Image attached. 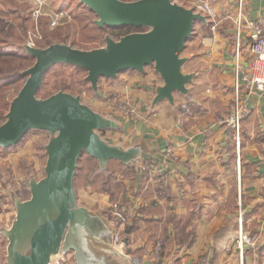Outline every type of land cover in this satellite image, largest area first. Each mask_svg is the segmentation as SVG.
Instances as JSON below:
<instances>
[{"label": "crops", "instance_id": "obj_1", "mask_svg": "<svg viewBox=\"0 0 264 264\" xmlns=\"http://www.w3.org/2000/svg\"><path fill=\"white\" fill-rule=\"evenodd\" d=\"M197 1L189 0L187 6L194 7ZM211 4L217 26L211 27L214 20L204 12L206 20L195 23L182 52L187 57L183 70L195 75L187 93H174V103L154 104L156 87L163 80L153 65L143 72H122L105 85L106 91L133 96L134 114L114 115L120 123L116 137L103 136L126 147L144 141L149 150L134 164L113 159L121 165L114 173L121 184L115 196L84 181L82 195L87 201H78L103 212L113 228L111 203L124 207L122 241L114 244L128 256L125 264H263L264 91L244 84L247 110L237 139L228 116L237 60L247 68L252 55L250 29L237 27L239 0ZM243 13L250 19L263 17L264 0H243ZM105 104L110 108L112 98ZM36 137L20 147H0V226L9 227L11 214L16 213L9 197L15 168L19 177L30 162L27 183L31 174L43 176L47 156L44 162L42 151L33 149ZM240 229L253 237L243 252L236 243ZM4 260L5 256L0 264Z\"/></svg>", "mask_w": 264, "mask_h": 264}, {"label": "water", "instance_id": "obj_2", "mask_svg": "<svg viewBox=\"0 0 264 264\" xmlns=\"http://www.w3.org/2000/svg\"><path fill=\"white\" fill-rule=\"evenodd\" d=\"M80 2L95 13L99 27L138 29L119 37L107 33L105 43L92 48L64 41L24 44L34 63L22 71L25 81L0 123V147L18 145L33 129L47 131L49 139L44 144V175H30V196L22 198L9 189L16 213L9 227L0 226V234L8 239L4 264H51L70 252L76 264H125L128 258L115 246L114 228L104 213L79 203L75 177L84 153L97 159L100 170H107L112 159L134 164L148 146L144 141L126 147L107 140L101 131L120 128L119 121L85 103L80 94L59 89L39 96L50 68L56 64L83 68L85 80L97 90L102 77L116 78L127 70L143 72L153 65L163 80L156 87L154 104L174 103V93H187L195 75L183 70L187 57L182 52L195 23L206 20L202 12L177 0Z\"/></svg>", "mask_w": 264, "mask_h": 264}, {"label": "rangeland", "instance_id": "obj_3", "mask_svg": "<svg viewBox=\"0 0 264 264\" xmlns=\"http://www.w3.org/2000/svg\"><path fill=\"white\" fill-rule=\"evenodd\" d=\"M177 1L186 6L190 4L189 0ZM95 17V13L90 12L88 7L83 5L80 0H0V37L6 39L4 45L0 43V52L2 55L1 64L5 68L10 67L14 72L23 75L22 71L34 63V58L30 54L26 55L24 52L23 46L25 43L46 46L49 43L63 40L78 47L92 48L103 45L105 43L104 37L107 33H110L114 37H119L120 32L118 30H104L95 24ZM53 19H56L55 22H53ZM24 54L26 58H23L25 56ZM148 68L152 69L151 66ZM129 71H125V74L129 75L132 73ZM86 75L87 71H83L79 67L69 64H56L46 73L39 96H47L58 91L61 86L65 85L66 89H68L67 91L80 94L85 103H88L96 110H100L105 114L118 115V117L126 115L131 117L134 114L133 96H128V92L124 94L126 96H119L118 91L116 93L115 91H106L107 83L114 78H100L99 87L97 90H94L90 83L85 80ZM119 75L116 78H119ZM25 78L26 76L23 75L19 82V84L21 83L20 88ZM10 96L11 93L0 88V109L6 111L9 109V104L7 107L5 101ZM109 97L112 98L110 108L105 104V101ZM121 122L124 124L123 121ZM117 130L109 128L102 130L101 133L106 135V137H110V139H114L116 137L114 133ZM33 135L38 137H36V141L31 145L33 149L36 146L37 149L42 151L45 162L44 144L49 139V133L47 131L30 130L18 146L27 144L30 141L29 139L33 138ZM96 165H98L97 160L91 158L87 153H84L79 160L75 177V187L81 202L87 201L82 195L84 192V181L93 182L91 183L92 187L100 188L103 176L96 175L97 173L94 172ZM108 166L109 171L113 175L121 167L120 162L113 159L109 161ZM29 169L30 162H27L25 163V172L21 176H17L18 170L16 168L15 173H12V175L15 174L16 180H13L14 186L12 188H15V191L17 190L16 192L25 198L30 196L28 183L26 182L29 177ZM41 175H44V171L41 172ZM21 178H23V181H21ZM113 203L110 205V210ZM11 217L14 218L12 214ZM7 244V238L0 239V263H2L6 255ZM72 258V254H67L64 257H55L51 264H72Z\"/></svg>", "mask_w": 264, "mask_h": 264}, {"label": "built area", "instance_id": "obj_4", "mask_svg": "<svg viewBox=\"0 0 264 264\" xmlns=\"http://www.w3.org/2000/svg\"><path fill=\"white\" fill-rule=\"evenodd\" d=\"M211 1L214 0H198L194 9L209 15V17L214 20V22L211 23V27L216 28V12L214 11ZM55 20L56 19H53V22H55ZM236 24L239 30H241L243 26H247L250 29L249 47L252 54L247 68L242 64L239 58L236 64L234 101L230 108L228 121L235 129L238 139L240 138L242 118L247 110L246 100L242 95L244 84H246L249 89L254 88L264 91V16L257 19L244 17L243 0H239ZM239 50L238 46L237 54L239 53ZM184 108L186 111L190 112V108L187 104H184ZM111 212L113 217L112 223L114 225V242L120 243L122 241V232L125 223L127 222V217L125 216L124 207L119 202H114L112 204ZM252 241L253 237L251 234L240 229L237 237V245L242 252L244 245L246 243H252ZM160 248H162L161 241L158 243V249Z\"/></svg>", "mask_w": 264, "mask_h": 264}, {"label": "trees", "instance_id": "obj_5", "mask_svg": "<svg viewBox=\"0 0 264 264\" xmlns=\"http://www.w3.org/2000/svg\"><path fill=\"white\" fill-rule=\"evenodd\" d=\"M90 12H92L90 10ZM102 29L104 30H108V29H113V30H118L120 32L119 36L121 34H124L126 32H129V31H132V30H136L138 28H134V27H129V26H123V27H117V28H113V27H101ZM140 29H143V28H140ZM118 37V36H117ZM4 39V40H3ZM5 38L4 37H0V43L1 44H5ZM60 41H63V40H60ZM24 48V47H23ZM24 52L26 55H28L29 53L26 51V49L24 48ZM15 53V52H14ZM24 54V55H25ZM26 55L23 56V58H26ZM1 52H0V88L5 90L6 92L8 93H11V96L7 98V100L5 101V105L8 107V104L10 102V100L13 98V96L15 95V93H17V91L20 89V85L21 83L19 84L20 80L22 79L23 75L17 73V72H14V70L10 69V67H4L2 64H1ZM82 69L83 71H86L85 69L83 68H80ZM15 84V85H14ZM17 85V86H16ZM14 86V87H13ZM64 89V90H68L66 89V86L63 85L61 86L59 89ZM58 89V90H59ZM41 90V89H40ZM39 90V92H40ZM11 91V92H10ZM12 93H14V95H12ZM39 94V93H38ZM5 113H6V110H2L0 109V123L2 121H4L5 119ZM17 146V145H15ZM14 147V146H13ZM2 148V147H1ZM90 156V155H89ZM91 157V156H90ZM93 158V157H91ZM95 173H97L96 175H100V176H103L102 180H101V185H100V188L99 189H102L104 191H109L113 196H115V192L117 189H119L120 187V181L119 180H116V177H114V175L109 171V170H100L98 168V165H96L95 167ZM106 175V176H105ZM113 175V176H112ZM76 179V178H75ZM89 183H93V182H90L88 181ZM264 250V249H263Z\"/></svg>", "mask_w": 264, "mask_h": 264}]
</instances>
